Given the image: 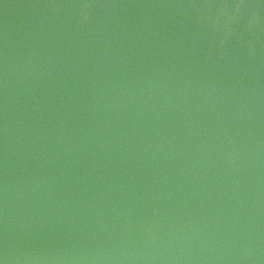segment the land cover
Returning <instances> with one entry per match:
<instances>
[{
    "label": "water",
    "instance_id": "obj_1",
    "mask_svg": "<svg viewBox=\"0 0 264 264\" xmlns=\"http://www.w3.org/2000/svg\"><path fill=\"white\" fill-rule=\"evenodd\" d=\"M0 264H264V0H0Z\"/></svg>",
    "mask_w": 264,
    "mask_h": 264
}]
</instances>
